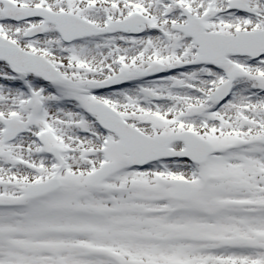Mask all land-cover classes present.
Here are the masks:
<instances>
[{
	"label": "snow or ice",
	"instance_id": "snow-or-ice-1",
	"mask_svg": "<svg viewBox=\"0 0 264 264\" xmlns=\"http://www.w3.org/2000/svg\"><path fill=\"white\" fill-rule=\"evenodd\" d=\"M0 264H264V0H0Z\"/></svg>",
	"mask_w": 264,
	"mask_h": 264
}]
</instances>
